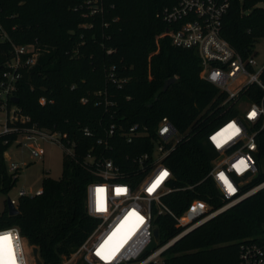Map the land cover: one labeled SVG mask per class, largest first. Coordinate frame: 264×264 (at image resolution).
I'll return each mask as SVG.
<instances>
[{
  "label": "trees",
  "instance_id": "1",
  "mask_svg": "<svg viewBox=\"0 0 264 264\" xmlns=\"http://www.w3.org/2000/svg\"><path fill=\"white\" fill-rule=\"evenodd\" d=\"M81 2L0 0V25L8 37L0 42V65L11 57L12 45L34 44L41 53L37 63L23 71L14 106L29 118L25 126L58 131L75 144V157L64 156L58 180L44 178L40 195L19 198L17 215L9 216L7 209L0 214V230L18 228L27 245L37 248L42 264L69 259L96 226L85 211L86 186L93 180L82 162L88 151L112 159L128 173L130 159L149 151L153 134L131 144L117 135L107 150L97 145L112 123L124 128L138 123L152 132L167 118L185 137L166 159L173 175L170 186L181 189L198 184L162 198L165 213L154 218L158 242L151 244L144 257L183 231L177 219L193 200L206 202L215 210L226 203L210 180L203 181L216 157L206 142L205 126L222 119L215 109L217 90L200 79V60L194 51L176 48L168 37H161L168 26L156 15L168 1L104 0L107 12L91 18L76 8ZM248 8L249 4L244 5L243 10ZM221 37L241 56H248L264 38V10L253 9L242 16L238 1L233 0L223 19ZM111 68L116 81H126L119 90L109 82ZM170 79L174 82L163 90ZM261 81L264 84V70ZM105 89L118 104L115 114L105 113L92 102V94ZM262 96L254 87L248 93V99L257 103ZM82 97L89 103L80 104ZM41 98L44 105L39 103ZM84 129L93 136H83ZM13 139L12 135L0 138L2 193L17 180L4 164V152ZM256 144L257 175L249 179L243 192L264 181V128ZM201 207L194 203L190 212ZM263 236L264 189L181 238L161 254L160 264H238L240 242Z\"/></svg>",
  "mask_w": 264,
  "mask_h": 264
},
{
  "label": "built area",
  "instance_id": "2",
  "mask_svg": "<svg viewBox=\"0 0 264 264\" xmlns=\"http://www.w3.org/2000/svg\"><path fill=\"white\" fill-rule=\"evenodd\" d=\"M167 1L168 5L156 15L168 26L161 37H168L171 45L176 48L194 51L200 60V79L217 90L215 99H218V102L215 109L220 111L222 119L215 125L205 126L206 142L216 152V157L210 162V169L203 181L210 180L220 199L226 203L216 210L200 212L190 221L189 226L180 225L178 222L177 226L183 227V231L144 257L154 242L155 214L165 213L162 198L175 191L192 190L198 184L181 189L170 186L173 175L166 159L185 137L167 118H162L152 132L147 126L138 123L127 128L112 123L105 131L104 138L97 140V145L107 150L112 148L111 140L117 135L131 144L136 139L148 138L153 134L150 148L144 154L130 159L129 173L112 159L97 157L92 150L88 151L82 162L93 176V180L86 186L85 211L96 221V226L75 253L69 259H64L67 264H160L157 260L178 237L264 189L263 181L247 192L242 190L249 179L257 174L254 157L257 151L256 137L264 128V84L261 81L264 63L258 64L255 50L259 41L254 44L248 56L243 57L221 37L223 19L233 0ZM237 1L242 16L248 15L253 9L264 10V0ZM247 4L249 8L243 10ZM104 7V0H82L76 8L83 11L85 18H91L96 15L103 16L107 12ZM7 40V34L0 25V42ZM11 54V57L0 65V110L6 113L5 122L0 121V138L12 135V143L21 149H27L30 157L37 160H42L43 157V151L36 147L37 143L57 146L66 157L74 158L73 142L64 139L65 136L58 131L50 132L34 125L25 126L30 121L29 118L21 115L20 110L11 102L23 71L29 70L37 63L41 55L40 49L34 44L12 45ZM113 70L114 68L110 69L108 79L113 87L119 90L126 81H116ZM253 87L263 92L262 100L258 103L248 99V93ZM79 102L86 105L89 99L82 97ZM92 102L95 107H103L105 113L115 114L117 111L118 104L114 95L107 89L94 92ZM39 103L44 105L45 99L41 98ZM10 104L12 106L8 109ZM13 107L14 109H11ZM253 112L254 117L250 115ZM211 114L209 113L208 117ZM229 125H234L239 131L229 128ZM225 129L228 131L225 132ZM83 136L92 137L93 133L84 129ZM214 137L217 139H213ZM241 160L245 162V166L238 167ZM18 169L19 167L12 163L8 167V173L15 174ZM163 172H167V176L152 188ZM221 174L234 191L229 190L228 184L221 179ZM98 189L103 191L98 193ZM117 189L123 191L118 194ZM41 190L36 194H29L21 189L17 196L18 199L32 197L40 195ZM98 198L103 210L97 208ZM17 200H11L14 206ZM195 201L205 207L203 201ZM4 234H10L12 237L15 264H35L31 253L33 247L26 244L18 228L0 230V235ZM98 252L100 255H97ZM238 264H264V236L240 242Z\"/></svg>",
  "mask_w": 264,
  "mask_h": 264
},
{
  "label": "rangeland",
  "instance_id": "3",
  "mask_svg": "<svg viewBox=\"0 0 264 264\" xmlns=\"http://www.w3.org/2000/svg\"><path fill=\"white\" fill-rule=\"evenodd\" d=\"M255 50L257 52L256 61L258 64L264 63V38L261 39L256 45ZM11 109H14L11 108ZM6 113L0 110V121L5 122ZM2 132L0 126V134ZM37 148L43 151L42 160H37L30 157L27 149H21L16 146L15 143H11L9 147L4 152V164L8 171L10 164H16L19 169L15 172L16 182L12 189L7 193L0 192V214L6 209V200H17V193L19 190L24 189L29 194H36L42 186V181L44 178H50L53 180H58L62 174V165L64 159V152L57 146L49 143H37ZM257 175V174H256ZM197 201L193 200L188 208L181 217L178 219L180 225L189 226L190 221L200 214V212L208 211V209H213L209 204L204 202L205 207H201L195 212H190L193 209V204ZM190 212V213H189ZM186 213V214H185ZM27 244V243H26ZM162 261V258L157 260ZM67 264V261L61 259L60 264ZM76 264H81L77 262Z\"/></svg>",
  "mask_w": 264,
  "mask_h": 264
},
{
  "label": "snow or ice",
  "instance_id": "4",
  "mask_svg": "<svg viewBox=\"0 0 264 264\" xmlns=\"http://www.w3.org/2000/svg\"><path fill=\"white\" fill-rule=\"evenodd\" d=\"M250 115L254 117L255 112L251 113ZM229 128H232L237 132L239 131L238 129H235L234 125H229ZM224 131L227 132L228 129H225ZM220 135L223 136V133H221ZM213 139H217V138L214 137ZM218 146H219V141H218ZM239 166H245V162L241 160L239 162L238 167ZM165 176H167V172H163L161 174V176L157 179V181L152 185V188H155L156 185L160 183V180H162ZM221 179L224 180L226 184H228V181L225 179L223 174H221ZM152 188H150L149 191H151ZM228 188L230 191H234L231 184H228ZM102 191H103L102 189L97 190L98 193ZM122 191L123 189H117L118 194ZM97 208L98 210H103V208L100 206L99 198L97 200ZM97 255H100V253L98 252ZM0 264H15L14 251L12 247V237L10 234L0 235Z\"/></svg>",
  "mask_w": 264,
  "mask_h": 264
},
{
  "label": "water",
  "instance_id": "5",
  "mask_svg": "<svg viewBox=\"0 0 264 264\" xmlns=\"http://www.w3.org/2000/svg\"><path fill=\"white\" fill-rule=\"evenodd\" d=\"M173 82H174V79L167 80L164 83V85H163V90H166ZM11 102L13 104H16L18 102V99L15 98V97H13L11 99ZM6 209H7V212H8V215L9 216H14V215H17L18 214V210H17L16 206H14V204L11 202L10 199H7L6 200ZM194 229H196V228H193L189 232H187V233L181 235L180 237H178L176 240H174L172 242V244L170 246H172L173 244H175L177 241H179L181 238H183L184 236H186L188 233H190ZM153 240H154L155 243L158 242V230L156 228L153 230ZM31 253H32V257H33L34 263L35 264H42L41 261H40V259H39V257H38V250H37V248L33 247L31 249Z\"/></svg>",
  "mask_w": 264,
  "mask_h": 264
}]
</instances>
